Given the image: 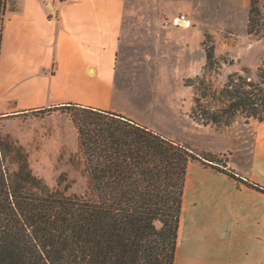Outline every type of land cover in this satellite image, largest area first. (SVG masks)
<instances>
[{
    "label": "trees",
    "instance_id": "trees-1",
    "mask_svg": "<svg viewBox=\"0 0 264 264\" xmlns=\"http://www.w3.org/2000/svg\"><path fill=\"white\" fill-rule=\"evenodd\" d=\"M5 3L0 0V48ZM247 30L264 37L262 0H250ZM205 37L203 72L185 79L194 92L191 118L218 130L240 117L264 122V58L255 76L244 68L218 85L213 73L228 60H218L211 35ZM63 107L77 129L89 192L51 187L34 173L24 145L0 126V264H175L192 161L264 193V185L220 153L199 152L122 112ZM65 181L61 176L58 184Z\"/></svg>",
    "mask_w": 264,
    "mask_h": 264
},
{
    "label": "crops",
    "instance_id": "crops-1",
    "mask_svg": "<svg viewBox=\"0 0 264 264\" xmlns=\"http://www.w3.org/2000/svg\"><path fill=\"white\" fill-rule=\"evenodd\" d=\"M128 1L6 0L0 48V116L6 126L69 103L130 115L116 86ZM245 125L253 132L251 156L236 155L232 146L226 149L228 164L264 185V122ZM224 131L232 133L234 145L235 132ZM175 264H264V193L192 161Z\"/></svg>",
    "mask_w": 264,
    "mask_h": 264
},
{
    "label": "rangeland",
    "instance_id": "rangeland-1",
    "mask_svg": "<svg viewBox=\"0 0 264 264\" xmlns=\"http://www.w3.org/2000/svg\"><path fill=\"white\" fill-rule=\"evenodd\" d=\"M249 8L250 0H129L116 63V86L120 103L130 113L126 115L199 152L207 149L198 146L224 150L218 156L228 163L226 149L232 146L236 155L240 152L249 158L253 132L244 118L222 130L198 123L190 116L193 89L185 85L186 78L203 72L207 33L218 60H228L220 74L213 73L216 84L244 68L256 75L264 58V37L248 32ZM181 15L190 20L188 25L174 23ZM31 115L34 118L12 122L10 127L0 116L2 131L24 145L34 173L51 187L66 184L68 194L88 193L89 181L69 109L44 108ZM228 129L235 132L234 145L232 133L224 131ZM61 176L66 181L60 186Z\"/></svg>",
    "mask_w": 264,
    "mask_h": 264
},
{
    "label": "built area",
    "instance_id": "built-area-1",
    "mask_svg": "<svg viewBox=\"0 0 264 264\" xmlns=\"http://www.w3.org/2000/svg\"><path fill=\"white\" fill-rule=\"evenodd\" d=\"M174 23L176 24V25H180V24H183V23H185V24H189L190 23V21H186L185 20V15H181V16H177L175 19H174Z\"/></svg>",
    "mask_w": 264,
    "mask_h": 264
}]
</instances>
